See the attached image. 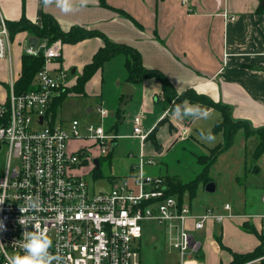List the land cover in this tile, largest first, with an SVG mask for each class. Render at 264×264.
Masks as SVG:
<instances>
[{
  "label": "crops",
  "instance_id": "crops-1",
  "mask_svg": "<svg viewBox=\"0 0 264 264\" xmlns=\"http://www.w3.org/2000/svg\"><path fill=\"white\" fill-rule=\"evenodd\" d=\"M106 1L111 7L130 14L143 29L137 28L119 13L101 7L99 0H88L83 7L80 6V0H73L74 10L67 13L56 5L55 0L47 5L45 0H0V15L7 22H18L25 17L38 26H41L43 15H50L65 32L73 27L99 31L117 44H124L138 50L144 67L159 70L165 74L178 95L192 90L215 103L227 106L235 121L248 122L254 130L264 128V0H190L188 7L182 4V0ZM12 41V68L20 79L22 57L26 46H40L45 41L26 32L18 34ZM103 46L102 38L87 39L76 45H63L61 59L53 62L51 67L55 73L73 69L72 74L76 78L71 82L66 80L68 90L77 84L85 66L92 62L94 55ZM122 56L114 57L97 72L99 76L101 75L102 83L108 77L105 71L113 70L116 65L115 62L112 64V61H116L118 57L122 59ZM123 58L124 60H120V63L121 61L125 63V56ZM77 68H79V74H77ZM9 71V63L0 60V97L4 96V100L7 96ZM116 79L119 80L118 86L123 88L120 93L121 104L125 98L124 87L130 84L127 82V70L125 75ZM89 82L85 87V93ZM133 86H135V93L131 102L137 108L135 117L142 114L144 130L153 131L162 120L166 119L167 110L173 101L164 99L162 86L154 79ZM84 96L89 95L86 93ZM210 110L213 113L212 120H215L216 124L220 123L222 111L213 108ZM88 112L91 113L92 109ZM53 121L56 123V116ZM198 121L192 118L178 120L171 115L164 124L159 126L155 137L161 149H157L150 139L146 141L148 145L145 143L142 147L141 144V150L147 157L154 158L161 155L160 157L164 158L174 144L183 142L175 126L188 129L186 131H189L190 138L184 142L194 139L195 130L200 133L208 132L196 129ZM65 124L66 122H61L59 125L64 128ZM163 126L169 128V135L163 134L161 131ZM104 130L107 134L118 132L116 126L104 128ZM218 134L222 135L224 141L222 132ZM242 134V139L239 140V144H242L238 148L239 151L243 150L253 138L256 139V147L250 153V157L254 162L252 163L254 172L260 173L262 172L260 164H264V154L261 159H254L260 137L258 135L247 137L244 131L236 135L233 146L222 153L214 165L218 163L221 156L235 148L237 136ZM162 135L168 138V144L165 145L161 141ZM92 144L93 141L90 140V146ZM90 146L70 151L75 153L88 149ZM115 146L117 144H114ZM95 149L97 153L93 154ZM245 149L244 155H238L241 160L243 156L246 157ZM90 150L94 158L93 163L96 159L101 163L103 156L100 155L99 149L95 146ZM95 169H97L96 165L93 168L90 164H85L79 173L84 174L86 178H100L101 175L94 173ZM133 170L132 167L129 175H132ZM167 185L170 190L169 183ZM240 194L243 195V192ZM262 198L263 196L261 202L264 204ZM245 199L246 197L243 196L236 203L235 201L226 202L222 208L219 207L220 204L195 207L194 200L191 201L188 194L184 197V201L191 205L195 214L202 215L205 210L212 209L219 214L233 216L221 224L215 222L206 224L205 228L199 231L204 232L205 244L197 239L194 232L195 239L201 243L202 247L199 253L189 258L188 264H232L233 253L244 255L253 252L261 245V240H264L261 223L264 210L259 209L258 213L248 212ZM226 204H230L231 211L224 210ZM236 237L239 238L238 241ZM218 238L222 240L221 244L218 243ZM178 262L181 264L180 257ZM246 264H261V259Z\"/></svg>",
  "mask_w": 264,
  "mask_h": 264
},
{
  "label": "built area",
  "instance_id": "built-area-1",
  "mask_svg": "<svg viewBox=\"0 0 264 264\" xmlns=\"http://www.w3.org/2000/svg\"><path fill=\"white\" fill-rule=\"evenodd\" d=\"M189 2L182 0L185 6ZM12 44L7 22L0 15V60L10 65L7 96L0 101V161L4 160L0 166V244L4 245L0 264H8L9 256L24 254L23 233L33 231L31 225L37 223L52 241L49 251L56 257L52 264H141L145 222L165 226L181 264H188L202 247L193 232L233 216L212 209L195 214L189 203L169 194L164 178L146 175V164L153 165L154 160L143 150L132 175L113 181L108 192H95L79 172L85 164L95 168L93 146L101 156L107 155L106 141L118 137L107 134L103 126L90 125L86 130L92 146L71 152L68 143L80 140L79 122L70 124V134L50 113L53 100L66 89V72L55 73L51 67L62 57V43L26 46L29 56L43 53L44 65L33 82L35 89L22 94L16 91L19 79L12 68ZM99 110L101 119H106L108 112ZM143 118L142 114L134 117L129 136L139 139L142 147L151 132L144 130ZM224 210L231 211L230 204ZM20 219L28 226L21 225Z\"/></svg>",
  "mask_w": 264,
  "mask_h": 264
},
{
  "label": "rangeland",
  "instance_id": "rangeland-1",
  "mask_svg": "<svg viewBox=\"0 0 264 264\" xmlns=\"http://www.w3.org/2000/svg\"><path fill=\"white\" fill-rule=\"evenodd\" d=\"M123 56L122 59L124 60ZM122 59L118 57L116 61H112V64L115 62L116 65L115 67L113 65V70L105 71V75L108 77L104 83H102L101 75L99 76L98 73L96 74L94 79L89 82L86 89V93H88L89 96L69 95L56 114V123L60 124L61 122H66L64 129L70 134V124L73 121H78L80 124V140H71L68 143L70 150L90 146L89 134L86 128L91 124L94 126H103L106 129L114 126L117 127V133L114 132L109 134L112 136L116 135L118 137L117 140L114 142L109 140L105 143V148L108 153L101 159V177L95 179L93 177H87L88 182L97 193L111 190L112 181L119 182L123 180L125 176L129 175L130 169L137 166L141 161V142L137 138L134 140V138L129 137L133 133V121L137 108L133 106V102H129L124 107L123 112L121 111L122 103L120 104V93L123 91V88L118 86L119 80L116 78L126 73L124 61L120 63ZM64 64L67 67L66 62ZM72 70L73 69H69L66 71L68 76L67 82L68 80L71 82L76 78V76L72 74ZM77 74H79V68H77ZM3 100L4 96H1L0 101ZM173 103H175V101L169 106L165 117L166 119H169L172 115L171 108ZM100 108H104L108 112V119H100ZM89 109H92L91 113L88 112ZM216 123L217 122L212 120V118L208 120H199L196 124V129L209 131L212 130ZM175 127L178 131L180 140L183 142L174 144L164 158L160 157L161 155L154 157L153 165H147V159L143 162L146 164L145 173L147 175L162 177L165 179L166 183L185 184L194 181L202 174L204 166L199 162V158L201 156H207L212 148L223 143V139L222 135L218 134L215 135V143L208 144L199 139L200 131L195 130L193 133L194 139L184 142V140L190 138L189 131H186L188 129L179 126ZM161 129L163 134H170L168 127L163 126ZM150 133H152V131ZM242 136L243 134L237 136L235 148L221 156L218 163L214 165L210 171L209 177L212 182L216 184V191L209 193L206 191L208 184L205 185L203 181L200 183L198 195L193 201L195 207L196 205L212 206L220 204L219 207L223 208L224 203L233 201L236 203L239 198L245 196L248 212L258 213L259 209L264 210V204L261 202V197L264 194V164H260L262 172H254V164H252L254 162H252L250 153L253 152L256 147V139L253 138V140L248 142V145L244 146L243 150L241 149V151H239L238 148L242 145L239 144V140ZM161 141L166 145L169 140L162 135ZM114 144H117V146L114 147ZM146 145H148V143ZM244 149L247 151L246 157L243 156L241 160L238 155H244ZM95 153H97L96 149L93 151V154ZM3 164L4 160L2 159L0 161V166ZM137 172L141 173L139 168ZM242 192L243 195L240 194ZM261 223L264 233V218L263 221L261 220ZM143 228L144 232L140 243L142 264H179L180 255L178 250L170 245L169 230L165 226L155 222H145L143 223ZM195 235L197 239L203 241L205 244L204 232L196 231ZM238 239L239 238L236 237L237 241Z\"/></svg>",
  "mask_w": 264,
  "mask_h": 264
},
{
  "label": "trees",
  "instance_id": "trees-1",
  "mask_svg": "<svg viewBox=\"0 0 264 264\" xmlns=\"http://www.w3.org/2000/svg\"><path fill=\"white\" fill-rule=\"evenodd\" d=\"M100 6L109 10L119 13L120 16L130 20L137 28L143 29V27L128 13L123 10H119L111 7L107 4L106 0H99ZM7 22V21H6ZM7 26L10 31L11 39L13 40L20 33H28L31 36L45 41L47 45H51L54 42L60 41L62 45H76L91 38H102L104 46L94 55L90 64L86 65L83 74L78 78L77 84L70 90L65 89L61 96L56 97L50 108V113L53 118L56 116L60 106L71 94L84 96L85 87L87 83L94 77V75L101 70L104 65L118 55L125 56V68L127 70V82L132 85L140 84L146 80L154 79L158 81L162 86V92L166 101H175L176 104L189 101L191 104H199L205 106L208 109H219L222 111V121L214 127L211 131L214 135L222 132L224 136L223 143L219 144L215 148L209 151L207 156H201L199 162L204 166V170L194 181L189 183H169L171 189L169 194L172 196H178L181 203L184 201V197L188 194L189 199L193 201L196 196L200 183L203 181L205 185L212 182L209 177L212 166L217 162L218 157L229 150L233 144L236 135L240 131H244L247 137L258 135L260 137V143L254 153V159L259 160L264 154V128L254 130L249 126L248 122L235 121L230 113V109L220 103H215L206 96L198 95L192 90H188L185 93L178 95L170 82V80L159 70L147 69L143 65L141 53L130 46L124 44H117L111 41L106 35L96 30H89L84 27H73L70 31H63L58 22L50 15H43L41 26L32 24L29 20L23 17L18 22H7ZM61 59V58H60ZM44 65V55L41 53L38 57L29 56L24 54L22 57V75L17 82L16 91L18 94L26 93L34 90V80L39 70ZM120 111V110H119ZM162 120L150 133L148 141L151 139L157 149H161L157 140L155 139L159 126L165 123ZM173 129V128H171ZM101 164V163H100ZM96 175H101V170L95 169ZM262 237L260 236V239ZM221 244L222 240L217 239ZM222 248L224 246L222 245ZM234 261L232 264H246L255 260L261 259V264H264V240H261V245L251 253L244 255L234 254Z\"/></svg>",
  "mask_w": 264,
  "mask_h": 264
},
{
  "label": "clouds",
  "instance_id": "clouds-1",
  "mask_svg": "<svg viewBox=\"0 0 264 264\" xmlns=\"http://www.w3.org/2000/svg\"><path fill=\"white\" fill-rule=\"evenodd\" d=\"M52 2L53 0H45L46 5ZM87 2L88 0H80V6L83 7ZM55 3L65 13L74 10L73 0H55ZM171 114L178 120L185 118L208 120L213 115L212 111L205 106L185 104L184 102L180 104L173 103ZM199 139L208 144H214L216 141L215 135L210 130L207 133L202 131L199 134ZM2 202L0 201V203ZM21 211L23 212V209ZM20 224L25 227L28 226L27 222L22 219H20ZM31 226L33 231H25L23 233L24 242L22 247L24 254L9 256L7 258L8 264H52V261L56 259L49 251L52 241L48 237L46 230L41 229L38 223ZM0 227H3V225L0 224ZM3 247L4 245L0 244V248Z\"/></svg>",
  "mask_w": 264,
  "mask_h": 264
},
{
  "label": "water",
  "instance_id": "water-1",
  "mask_svg": "<svg viewBox=\"0 0 264 264\" xmlns=\"http://www.w3.org/2000/svg\"><path fill=\"white\" fill-rule=\"evenodd\" d=\"M36 46V45H34ZM124 90H125V98L121 104V111L123 112L124 110V107L126 104H128L129 102H131L133 96H134V93H135V86L131 85V84H126L125 87H124ZM41 120H43V118H41ZM95 165H96V168L97 170L100 169V161L98 159H96L94 161ZM206 191L209 192V193H213L216 191V184L215 183H209L207 188H206Z\"/></svg>",
  "mask_w": 264,
  "mask_h": 264
}]
</instances>
